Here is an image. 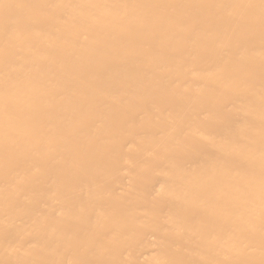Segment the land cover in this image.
<instances>
[{"label":"bare ground","instance_id":"6f19581e","mask_svg":"<svg viewBox=\"0 0 264 264\" xmlns=\"http://www.w3.org/2000/svg\"><path fill=\"white\" fill-rule=\"evenodd\" d=\"M0 264H264V0H0Z\"/></svg>","mask_w":264,"mask_h":264}]
</instances>
